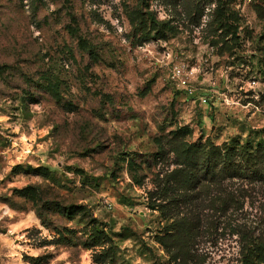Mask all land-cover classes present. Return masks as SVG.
I'll list each match as a JSON object with an SVG mask.
<instances>
[{"label": "rangeland", "instance_id": "374dc122", "mask_svg": "<svg viewBox=\"0 0 264 264\" xmlns=\"http://www.w3.org/2000/svg\"><path fill=\"white\" fill-rule=\"evenodd\" d=\"M223 1L227 29L217 0H0V264H242L264 243V173L168 176L175 138L264 137V0Z\"/></svg>", "mask_w": 264, "mask_h": 264}, {"label": "trees", "instance_id": "16d2710c", "mask_svg": "<svg viewBox=\"0 0 264 264\" xmlns=\"http://www.w3.org/2000/svg\"><path fill=\"white\" fill-rule=\"evenodd\" d=\"M225 4L223 0H217L215 16L212 20L217 22L216 29L224 25L227 29V22L231 16ZM37 85L57 98L58 90L51 77L46 76L43 82ZM171 151L176 166L168 176L176 194L185 193L206 179L217 183L227 177L238 178L246 174L264 173V137L256 140L247 139L242 144L223 142L220 145L208 139L204 142L192 143L182 138H175L171 140ZM27 188L19 192L24 195ZM242 264H264V243L247 246Z\"/></svg>", "mask_w": 264, "mask_h": 264}, {"label": "built area", "instance_id": "2783aa9c", "mask_svg": "<svg viewBox=\"0 0 264 264\" xmlns=\"http://www.w3.org/2000/svg\"><path fill=\"white\" fill-rule=\"evenodd\" d=\"M192 72H190V74H191Z\"/></svg>", "mask_w": 264, "mask_h": 264}]
</instances>
